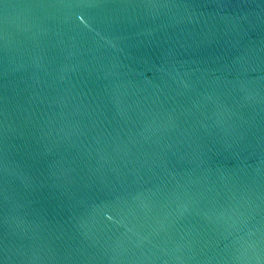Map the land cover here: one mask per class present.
<instances>
[{
    "label": "water",
    "instance_id": "95a60500",
    "mask_svg": "<svg viewBox=\"0 0 264 264\" xmlns=\"http://www.w3.org/2000/svg\"><path fill=\"white\" fill-rule=\"evenodd\" d=\"M0 264H264V0H0Z\"/></svg>",
    "mask_w": 264,
    "mask_h": 264
}]
</instances>
